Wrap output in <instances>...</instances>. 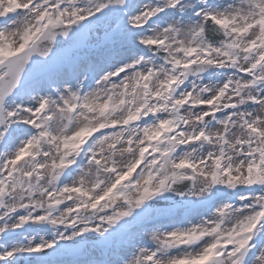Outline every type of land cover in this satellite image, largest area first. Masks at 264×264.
Segmentation results:
<instances>
[{
    "label": "snow or ice",
    "instance_id": "obj_1",
    "mask_svg": "<svg viewBox=\"0 0 264 264\" xmlns=\"http://www.w3.org/2000/svg\"><path fill=\"white\" fill-rule=\"evenodd\" d=\"M0 264H264V0H0Z\"/></svg>",
    "mask_w": 264,
    "mask_h": 264
}]
</instances>
